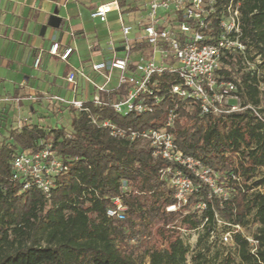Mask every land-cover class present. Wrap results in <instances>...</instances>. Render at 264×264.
Instances as JSON below:
<instances>
[{
    "label": "trees",
    "instance_id": "16d2710c",
    "mask_svg": "<svg viewBox=\"0 0 264 264\" xmlns=\"http://www.w3.org/2000/svg\"><path fill=\"white\" fill-rule=\"evenodd\" d=\"M129 2L120 0L125 12L135 9ZM228 2L215 0L216 18L209 19L215 31ZM232 5L239 12V41L245 50L226 54L217 74L237 85L244 109L204 115L198 106L178 101L173 131L178 148L209 168L227 196L191 176L197 190L182 209L167 211L176 204L174 190L161 177L170 163L153 157L144 140L113 138L86 112L68 106L69 131L60 124L49 129L25 125L10 130L11 140L0 143V264H187L188 258L191 264H210L203 250L191 252L180 231L201 227L202 237L209 238L217 218L241 228L255 225L250 237L256 250L240 231L232 234V246L242 264H264V111L258 108L264 72L243 71L256 57L257 69L264 68V0H232ZM130 50L146 52L148 45L133 42ZM159 81L154 94L161 100L151 112L121 116L110 108L86 106L122 128L160 129L174 104L165 96L172 77ZM38 139L49 142L69 165L54 178L49 199L36 188L22 191L9 179L13 154L35 147ZM117 196L126 207L123 220L106 214ZM201 202L206 208L195 210Z\"/></svg>",
    "mask_w": 264,
    "mask_h": 264
},
{
    "label": "built area",
    "instance_id": "2783aa9c",
    "mask_svg": "<svg viewBox=\"0 0 264 264\" xmlns=\"http://www.w3.org/2000/svg\"><path fill=\"white\" fill-rule=\"evenodd\" d=\"M137 1H142L141 5L137 6ZM137 1L134 3V8L144 14L146 22L142 25L138 23L140 32L134 40L129 39L133 28L122 19L124 12L120 0H109L90 13L91 19L105 23L108 14L117 11L120 18V46L124 47L122 57L113 56L106 62L91 65L92 71L104 78L102 85L94 83L83 72L75 70L69 72L66 81L71 85L72 92L75 93L77 90L76 78L79 74L94 87L95 93L92 99L66 100L57 95L46 98L51 103L72 106L86 112L93 125L107 129L113 138L130 141L142 139L147 142L153 157L170 163L161 170V177L174 190L176 199V204L167 207L166 210L175 211L182 209L189 195L198 188L191 176L207 185L214 193L217 192L211 178L212 171L203 166L198 159L184 154L174 143L173 131L178 115L176 111L178 101L187 103L191 108L198 106L201 114L204 115L217 116L244 109L238 103L237 85L223 80L217 74L222 66V58L226 54L244 53V45L239 41V12L233 7L232 0H229L228 5L223 6V12L217 16L218 30L215 31L213 27H209L210 17L216 18L215 0ZM133 42L147 44L148 50L132 54L130 48ZM108 45L115 54L114 40H108ZM72 51V48L60 51L57 42H54L48 50L50 55L57 56L61 60H66ZM39 62L40 56H37L34 61L35 68L38 67ZM114 72L117 74L116 86L108 88ZM164 75L172 77L165 96L172 98L174 106L168 111L164 125L160 129L148 128L139 131L122 128L109 119L93 115L86 106L90 104L95 107L110 108L121 116L151 112V105H156L161 100L154 92L158 90L156 86ZM121 88H124V91L118 93ZM112 93H115L114 98ZM29 99L35 102L38 97ZM250 108L255 112L254 108ZM256 115L259 116L257 113ZM77 159L75 157L71 161ZM68 167V162L57 156L49 142L38 139L35 147L19 150L13 154L9 179L18 183L22 191L36 188L46 199H49L54 178L66 173ZM205 208L206 204L203 202L195 206V210L202 211ZM125 212L126 207L121 198L119 196L112 198L111 207L106 211L107 216L123 220ZM216 224L228 228L221 237L223 243L233 245L232 234L237 231L242 233L240 226H231L218 218ZM245 237L250 243L251 250H256V241L250 236ZM209 238L215 239V231L210 233Z\"/></svg>",
    "mask_w": 264,
    "mask_h": 264
},
{
    "label": "crops",
    "instance_id": "0c3cea01",
    "mask_svg": "<svg viewBox=\"0 0 264 264\" xmlns=\"http://www.w3.org/2000/svg\"><path fill=\"white\" fill-rule=\"evenodd\" d=\"M94 1V3H93ZM99 1V0H98ZM0 0V115L6 118L7 115L17 114L18 121H27L33 125H38L44 107L54 109L68 108L67 105L51 103L47 96L57 95L66 100L73 98L89 101L95 93L94 87L81 75H77V90L72 92L71 85L66 81L70 71L85 73L86 65L81 67H72L70 60L78 56L83 48L91 51L93 63L103 62L104 51L109 53L106 56L111 59L113 56L122 57V51L117 52L120 46V39L114 38V34H108L105 30L95 31L92 28V21L99 24H107L112 11L107 16V21L101 23L98 20L90 18V13L97 6L108 2L109 0ZM130 7L134 8V2L129 0ZM92 2V3H91ZM124 11V8H123ZM57 12L62 18L61 26L65 22L64 29L61 32L51 31L48 36V27L44 35H40L42 26L47 25L49 17ZM88 12V14H87ZM116 15L120 22L119 13ZM135 11L125 12L123 14H133ZM123 19V17H122ZM124 21V20H123ZM60 26V27H61ZM54 29V28H53ZM120 33V31H119ZM115 42V54L108 45V40ZM87 40V41H86ZM57 42L60 51L65 48H72L73 51L66 60H61L57 56L50 55L48 50L50 46ZM98 50L97 55L93 50ZM100 52V53H99ZM40 56V62L37 68L34 67V61ZM53 58L69 66L67 72L61 69L59 63ZM82 59V58H81ZM91 58L84 57L83 63L89 62ZM92 63V64H93ZM40 68V70H38ZM102 85L104 78L98 75ZM116 72L112 74L111 82L108 88L116 86ZM89 78V77H88ZM90 79V78H89ZM97 80V79H96ZM89 86H88V85ZM38 97V103L29 98ZM43 106V107H42ZM3 113H6L3 115ZM8 113V114H7ZM0 118V125L8 127ZM3 121V123L1 122ZM17 121V122H18ZM18 123H14L17 127ZM26 125V124H24ZM12 128V129H13Z\"/></svg>",
    "mask_w": 264,
    "mask_h": 264
},
{
    "label": "rangeland",
    "instance_id": "374dc122",
    "mask_svg": "<svg viewBox=\"0 0 264 264\" xmlns=\"http://www.w3.org/2000/svg\"><path fill=\"white\" fill-rule=\"evenodd\" d=\"M136 1L137 0H134V3ZM93 3H94V1H93ZM136 3H137V6H139V5H141L142 1H137ZM134 11L135 12L133 14H128V15L123 14L122 15L124 22L126 24L132 26V28H133V31L129 36V39H131V40H134L137 33L140 32V29L138 26L142 25L146 22V18L144 16V14L142 12H140V10L135 8ZM87 14H88V12H87ZM91 23L93 25L92 28L96 32L101 30V29L102 30L106 29V32H108V34H110L112 31V33L114 34V38L120 39V33H119L120 22L118 21V17L116 15L115 11L112 12V14L110 15L109 21L107 24H99V23H96L95 21H92V20H91ZM138 23H139V25H138ZM64 27H65V22H63L62 26L59 29H53L51 27H48V33L45 37H47L49 32H51V31L61 32V30L64 29ZM108 50L106 49L104 51L103 60L105 62L108 61V58L106 56V53H109ZM93 52L95 55H97L96 52H98V50L96 51L94 49ZM91 54H92L91 51H88L86 48H83L80 52H78V56H76V57L74 56L71 58L69 63L72 67L80 66L81 70H83L82 66L85 64L86 65L85 66L86 67L85 73L88 75L90 80H92L96 84H101L102 81L98 80V78H99L98 73L92 71L91 65L96 59L93 60ZM86 56L91 58V60H89V62L83 63L84 57H86ZM53 60L55 62L59 63L61 69H64L65 72H67L69 70V66H66V63H62L56 58H53ZM254 62L255 63H248L243 71L257 70L258 74H260V75L263 74L264 68L257 69V67L255 65V64H261L257 57L255 58ZM38 70H40V68ZM235 78H237L236 74H235ZM259 89H260L261 103H260L258 108L261 111H264V83H262V82L260 83ZM123 91H124V88H121L118 91V93H122ZM114 96H115V93H112V98H114ZM39 101H41V100H39V98H38V100H36L35 102L38 103ZM49 106L50 105H47L46 107H44L45 111H43V113H42L44 115H42L41 118L38 119V120H41L38 123V125L26 123L27 121L26 122L20 121V123L17 124V127H15V128H18V129L22 128L25 126L24 124H26V126H37L39 128L49 129V128L56 126L57 124H60V125L64 126L69 131L71 114L68 111V108L65 107L64 109H60V108L56 109V107L54 106L53 107L54 109H52V107L50 108ZM4 114H6V113H3V115ZM16 117H17V114H12L11 116L7 115L6 118H4V117L1 118V115H0V118L3 121L5 120L4 121L5 124L10 125L8 127L0 125V143L5 144L9 140H11L8 137V134H9L10 130H13L12 129L14 127L13 124L18 123L17 122L18 119H16ZM3 121H1V122L3 123ZM18 126H20V127H18ZM211 178L213 179L215 188L217 189V192L215 194H217L218 196H222V197L227 196L228 193L223 191V188L217 186V182H216L217 178L215 176H211ZM178 210L179 209H176L175 211H178ZM255 230H256V226L253 225L252 223H249L247 225V227L242 228V234H244L245 236H251L255 232ZM214 231H215V239L202 237L201 228L198 230H194V231H188V230L186 232L180 231V237L182 238L183 242L189 246L191 252L198 250V249L203 250L208 257L210 264H242L239 257H238V254H237V251L235 250V248L228 243L221 242V237L223 236L224 232H226V229L223 226L216 225ZM228 255H230L231 258L233 259V261L231 263H229L227 261L226 256H228ZM187 264H191L190 258H188Z\"/></svg>",
    "mask_w": 264,
    "mask_h": 264
},
{
    "label": "water",
    "instance_id": "95a60500",
    "mask_svg": "<svg viewBox=\"0 0 264 264\" xmlns=\"http://www.w3.org/2000/svg\"><path fill=\"white\" fill-rule=\"evenodd\" d=\"M61 22H62V18L58 16L57 12H55L49 17V21L47 25L42 26L40 35L42 36L44 35L47 26L54 28V29H59L61 26ZM123 50H124V47H119L116 49L117 52H121Z\"/></svg>",
    "mask_w": 264,
    "mask_h": 264
}]
</instances>
